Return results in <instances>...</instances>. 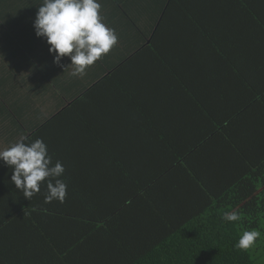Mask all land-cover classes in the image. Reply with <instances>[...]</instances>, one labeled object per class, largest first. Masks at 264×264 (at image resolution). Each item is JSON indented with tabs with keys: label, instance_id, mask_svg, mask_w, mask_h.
<instances>
[{
	"label": "trees",
	"instance_id": "1",
	"mask_svg": "<svg viewBox=\"0 0 264 264\" xmlns=\"http://www.w3.org/2000/svg\"><path fill=\"white\" fill-rule=\"evenodd\" d=\"M235 4L238 16L213 0H158L160 21L150 42L20 140L42 139L52 165L62 163L63 202H45L46 182L26 199L11 182L12 169L0 162V264L264 263V47L255 53L250 45H219L228 42L221 29L232 25L231 18L244 43L264 44V17L244 0ZM191 43L214 51L208 54L214 80L194 54L181 51ZM241 67L255 70L252 78L261 80L256 90ZM148 73L162 75L156 92L121 89V75ZM203 74L208 80L199 78ZM153 100L166 103L168 128L157 129L155 146L130 144L132 135L147 136V114L139 107ZM256 102V127L236 128L231 120L245 117L242 111ZM101 110L110 120L122 111L119 121L129 125L123 139L115 129L101 137L93 129L86 144L55 136L67 133L68 122L96 125ZM214 144L226 147L220 157ZM233 210L240 221L222 222V214ZM253 229L261 232L255 245L235 249L242 233ZM257 247L262 255L252 256Z\"/></svg>",
	"mask_w": 264,
	"mask_h": 264
},
{
	"label": "crops",
	"instance_id": "2",
	"mask_svg": "<svg viewBox=\"0 0 264 264\" xmlns=\"http://www.w3.org/2000/svg\"><path fill=\"white\" fill-rule=\"evenodd\" d=\"M213 1L229 4V12L235 16L239 15L235 11L237 7L235 0ZM244 1L256 12H259L261 17H264V0ZM99 2L103 22L115 30L118 42L107 55L90 66L83 77H73L70 74L72 66L69 65V58H62L60 64L53 63V57L48 52L49 46L43 39L35 36L32 22L43 0H0V150L23 139L38 123L59 111L86 87L101 78L108 69L120 64L141 45L149 43L159 24V19L162 17L160 14L159 21H157L158 0H99ZM219 7H221L220 4ZM231 20L232 25L221 29L223 37H227L228 42L223 44L219 42V45H250L253 51L257 49L255 53H258L264 44L255 45L252 41L244 43L238 37V34L241 33L238 20L232 18ZM169 27L172 31L171 26ZM262 37L264 38V33ZM161 46L168 48L171 45ZM204 46L192 45V43L191 45H181V51L185 55L187 52L194 54L196 62L208 71L214 80V61L208 57V54L214 51H206ZM233 52L234 47L229 46L228 55L231 60L235 58ZM250 69L251 67H241L240 73L246 82L256 90L261 80L259 78L254 81L251 73H254L255 70L251 71ZM121 76V89L125 90L126 87L132 91L135 87L138 92L147 90L148 96L151 92H156L155 83L160 81L162 77V75L148 73L142 76L136 74L123 80V75ZM170 78L172 77H168L167 80ZM199 78L203 81L207 79L204 74ZM182 79L188 80L187 77L183 76ZM146 80L147 84L145 83ZM130 82L133 85L132 88L128 86ZM145 85H148V88H145ZM216 96L220 98L219 94ZM262 99H264V94ZM257 103L242 111L247 112L245 117H237L231 120L236 128L245 127L250 130L256 127ZM165 105L166 103L160 100L159 103L153 100L151 105L139 107L143 113L147 114L148 120L145 123L149 130L143 140L139 135H132L130 144L155 146L158 143L155 134L157 129L161 126L165 130L168 128L169 118ZM78 108L80 107L71 109L69 112ZM80 110L87 112L88 109ZM120 112L122 111L113 112V118L110 120L109 112L101 110L99 122L96 125H93L92 122L87 125L85 122L76 123L72 121L68 122L67 133L56 132L54 134L59 140L66 141L67 139V141L86 144L92 142L93 129L100 132V137L106 136L110 130L115 129L123 139L122 131L129 125L119 121V117L122 115ZM260 117L262 118V116ZM122 139H115V143L121 144ZM211 139L214 140L213 138L209 140ZM212 149L206 148V151L210 154ZM214 150L220 157L219 155H222L226 147L221 145L219 148H215L214 144ZM168 180H171V177Z\"/></svg>",
	"mask_w": 264,
	"mask_h": 264
},
{
	"label": "clouds",
	"instance_id": "3",
	"mask_svg": "<svg viewBox=\"0 0 264 264\" xmlns=\"http://www.w3.org/2000/svg\"><path fill=\"white\" fill-rule=\"evenodd\" d=\"M100 9L99 0H43L32 22L35 36L49 46L53 63L60 64L62 58H69L73 77H83L118 42L115 30L103 22ZM0 162L12 169L11 182L26 199L40 191L41 182H46L45 202H63L67 185L59 177L65 169L60 161L52 165L42 139L31 143L20 141L0 150ZM240 219L241 214L235 210L224 212L221 217L225 223ZM260 236L259 230H245L233 247L247 251Z\"/></svg>",
	"mask_w": 264,
	"mask_h": 264
},
{
	"label": "rangeland",
	"instance_id": "4",
	"mask_svg": "<svg viewBox=\"0 0 264 264\" xmlns=\"http://www.w3.org/2000/svg\"><path fill=\"white\" fill-rule=\"evenodd\" d=\"M258 248V247H257ZM257 248H256V250H251L250 251V253L252 254V256H257V257H259V256H261L262 255V251H263V247H259L258 248V250H257ZM256 257V258H257ZM261 261H262V263L264 262V257H262V259H261ZM264 264V263H263Z\"/></svg>",
	"mask_w": 264,
	"mask_h": 264
}]
</instances>
